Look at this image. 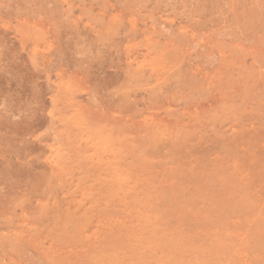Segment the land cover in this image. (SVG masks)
I'll list each match as a JSON object with an SVG mask.
<instances>
[{"label":"rangeland","instance_id":"rangeland-1","mask_svg":"<svg viewBox=\"0 0 264 264\" xmlns=\"http://www.w3.org/2000/svg\"><path fill=\"white\" fill-rule=\"evenodd\" d=\"M0 264H264V0H0Z\"/></svg>","mask_w":264,"mask_h":264}]
</instances>
